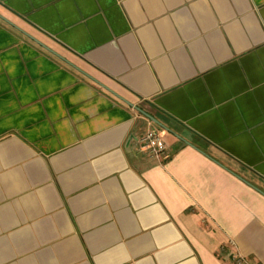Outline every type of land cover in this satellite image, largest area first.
<instances>
[{
  "label": "crops",
  "instance_id": "1",
  "mask_svg": "<svg viewBox=\"0 0 264 264\" xmlns=\"http://www.w3.org/2000/svg\"><path fill=\"white\" fill-rule=\"evenodd\" d=\"M229 252L264 264V0H0V264Z\"/></svg>",
  "mask_w": 264,
  "mask_h": 264
},
{
  "label": "built area",
  "instance_id": "2",
  "mask_svg": "<svg viewBox=\"0 0 264 264\" xmlns=\"http://www.w3.org/2000/svg\"><path fill=\"white\" fill-rule=\"evenodd\" d=\"M136 151L145 154L148 158L161 160L164 157L165 144L162 131L157 127L146 128L135 139ZM229 264H251L244 257L229 252Z\"/></svg>",
  "mask_w": 264,
  "mask_h": 264
},
{
  "label": "water",
  "instance_id": "3",
  "mask_svg": "<svg viewBox=\"0 0 264 264\" xmlns=\"http://www.w3.org/2000/svg\"><path fill=\"white\" fill-rule=\"evenodd\" d=\"M143 114L149 119L151 120L152 122H154L155 124H158V122H156V120H154L151 116H149L148 114L144 113ZM159 125V124H158Z\"/></svg>",
  "mask_w": 264,
  "mask_h": 264
}]
</instances>
